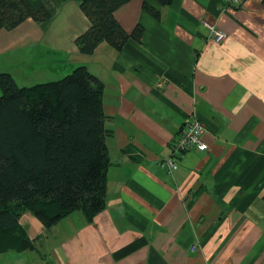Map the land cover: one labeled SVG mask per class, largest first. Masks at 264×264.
Listing matches in <instances>:
<instances>
[{"label": "crops", "instance_id": "crops-1", "mask_svg": "<svg viewBox=\"0 0 264 264\" xmlns=\"http://www.w3.org/2000/svg\"><path fill=\"white\" fill-rule=\"evenodd\" d=\"M50 5L49 24L29 19L0 31V53L28 52L24 66L38 69L28 82L61 80L80 66L102 81L106 206L92 222L76 212L49 230L24 214L32 243L0 252V264H264V0L235 9L131 0L115 17L127 32L142 25V42L102 43L91 56L75 44L90 27L79 3ZM212 28L227 39L216 43ZM193 115L208 150L173 157ZM169 159L174 173L161 167Z\"/></svg>", "mask_w": 264, "mask_h": 264}, {"label": "trees", "instance_id": "trees-1", "mask_svg": "<svg viewBox=\"0 0 264 264\" xmlns=\"http://www.w3.org/2000/svg\"><path fill=\"white\" fill-rule=\"evenodd\" d=\"M55 1L0 0V31L29 19L49 24ZM68 1L78 2L90 22L75 41L82 55H93L102 43L121 50L130 40L142 42V25L127 32L115 17L131 0H60ZM143 9L161 20L147 1ZM0 91V252L21 251L32 243L20 225L26 213L49 230L73 213L92 222L104 211L111 165L104 85L80 66L59 81L32 87H20L10 73H0Z\"/></svg>", "mask_w": 264, "mask_h": 264}, {"label": "built area", "instance_id": "built-area-1", "mask_svg": "<svg viewBox=\"0 0 264 264\" xmlns=\"http://www.w3.org/2000/svg\"><path fill=\"white\" fill-rule=\"evenodd\" d=\"M225 9H235L244 5L247 0H220ZM213 29V28H212ZM214 41L223 43L227 36L223 31L213 29ZM206 129L196 116H190L181 127L178 139L173 146V157H182L187 152L198 149L201 152L208 150L207 144L203 141ZM169 173H174L178 169V164L173 159L161 163Z\"/></svg>", "mask_w": 264, "mask_h": 264}, {"label": "rangeland", "instance_id": "rangeland-1", "mask_svg": "<svg viewBox=\"0 0 264 264\" xmlns=\"http://www.w3.org/2000/svg\"><path fill=\"white\" fill-rule=\"evenodd\" d=\"M21 40L23 42L26 41L23 38L22 39L18 38L17 40H15V43L17 44L18 42H22ZM27 57H28V52L21 49H16L8 53H4V52L0 53V73L6 72V73H10L13 77L15 76L18 83L21 84L22 87L23 86L32 87L39 84V83H32V81L28 82L29 75L33 72L37 73L38 69L31 68L29 66L28 67L24 66L28 62ZM36 77H38V73L36 74ZM39 78H42L40 80H44L43 78H47L48 81H41L45 83L52 82L50 80H56V81L60 80V79H52L56 77H51V79H49V77L39 76ZM40 80H34V82H39ZM0 96H1V91H0Z\"/></svg>", "mask_w": 264, "mask_h": 264}]
</instances>
